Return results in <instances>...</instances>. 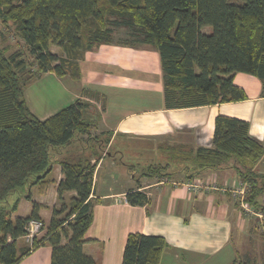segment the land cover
I'll use <instances>...</instances> for the list:
<instances>
[{"label": "trees", "instance_id": "trees-1", "mask_svg": "<svg viewBox=\"0 0 264 264\" xmlns=\"http://www.w3.org/2000/svg\"><path fill=\"white\" fill-rule=\"evenodd\" d=\"M0 24V264H17L44 243L51 246L50 264H100L82 249L96 201L90 197L95 168L90 156H98L89 151L74 158L63 150L75 142L83 150L90 145L103 150L109 138L90 134L95 122L89 112L95 107L85 98L38 118L27 104L24 87L42 74L79 80L86 50L109 42L146 45L159 54L167 108L246 98L233 82L236 72L256 76L264 96V0H0ZM6 32L18 38L12 51L3 43ZM120 32L124 34L114 38ZM167 150V160L147 163L136 174L137 186L126 191V202L150 204L151 198L138 189L140 177H171L183 171L189 178L230 167L248 185L244 200L264 212V173L254 168L264 143L250 133L247 120L218 114L211 146L171 145ZM123 162L136 173L134 164ZM56 163L63 175L57 198L62 203L66 192H75L70 207L61 217L65 205L53 206L46 232L34 237L32 245L18 248L16 241L28 222L41 219L42 204L31 200V188L44 192ZM23 197L31 201V210L12 217ZM255 221L264 238V218ZM167 246L161 235L130 232L121 264H159ZM262 255L261 262L235 259L231 264H264Z\"/></svg>", "mask_w": 264, "mask_h": 264}, {"label": "crops", "instance_id": "crops-1", "mask_svg": "<svg viewBox=\"0 0 264 264\" xmlns=\"http://www.w3.org/2000/svg\"><path fill=\"white\" fill-rule=\"evenodd\" d=\"M79 65V80L73 81L68 76L55 75V78L59 82L65 81L68 103L76 98H85L98 109L94 117L89 113L95 122L90 134L109 138L103 150L92 145L83 150L79 142L63 150L74 158L89 151L98 156L97 159L90 156L91 162L95 163L90 197L96 201L93 220L84 235L83 251L100 264H121L128 233L140 232L161 235L167 241L168 246L163 250L159 264H231L235 259L261 262L264 239L262 243L253 244L254 236L251 235L252 229L255 234L258 223L257 226L255 222L248 224L249 215L242 212L236 197L231 191L222 189L244 182L233 168L206 170L189 178L184 175L163 179L140 177L138 189L151 198L147 206L131 205L125 201L126 191L136 188L137 180L136 174L130 173L123 162L124 151L129 148L136 153L151 149L163 157L162 153L171 145L211 146L214 119L218 114L247 120L250 133L264 143L261 81L254 75L236 72L233 82L243 89L246 98L167 108L160 58L154 48L100 43L83 53ZM45 74L51 73L41 76ZM84 91L94 93L96 98L87 97ZM150 157L156 161L159 159ZM140 163L147 164L145 161ZM254 168L264 173V152ZM62 176L60 164L56 163L49 176L52 181L45 191L31 192V200L42 204L39 215L45 221L49 222L52 207L59 204L56 188ZM187 179L207 180L219 188L189 191L184 186ZM73 195L75 192L69 191L63 197L66 199ZM30 210L31 201L23 197L12 217L25 216ZM246 236L249 247L235 245L236 239ZM16 244L23 248L27 243L19 237ZM50 263L51 246L44 243L24 255L17 264Z\"/></svg>", "mask_w": 264, "mask_h": 264}, {"label": "rangeland", "instance_id": "rangeland-1", "mask_svg": "<svg viewBox=\"0 0 264 264\" xmlns=\"http://www.w3.org/2000/svg\"><path fill=\"white\" fill-rule=\"evenodd\" d=\"M0 28H1V24H0ZM123 34H124V32H122L120 34L118 33L116 36H114V38H119ZM3 43L5 45H8V51H12L16 47H18L17 46L18 38L14 33L6 32ZM51 50L58 53V54L61 53V51L55 46H52ZM64 83H65V81L59 82L55 78V75L51 73V74H47V75L45 74V75L39 77L38 79L32 81L31 83L27 84L24 87V96H25V99L27 101V104H28L30 110L38 118H40V119L46 118L50 114L54 113L56 110L60 109L61 106L63 107L65 104H67L69 102V101H67L68 100V94L64 90L66 88L64 86ZM71 83H72V85H76L75 82H71ZM67 84H68V82H66V86H67ZM97 110L98 109H94V108L91 109L89 112V113H91L90 115L94 117L93 114H97ZM85 137H86V135L83 136V138H85ZM124 152H125L124 157H123L124 160L129 161L131 164L135 165V166H133V169H135V172H136L135 174H139L140 170H142V167L146 165V164L144 165V163H140L141 161H145L147 163H150V162L155 163L156 162V160L151 159L150 156L156 157V158H162V160H167V157L165 156L164 153H162L163 157H159L160 154H154V152L151 151V149L150 150L147 149V151L143 150V153H136L132 148H129ZM148 152H150V153H148ZM135 157L137 158V160L135 159ZM168 171H173V170L168 169ZM175 171H177V170H175ZM172 175L181 176V175H184V172L180 171V172L173 173ZM164 177H166V175L162 176L159 179H163ZM37 190H38L37 186H34L31 188V192L33 194H37ZM70 199H71V196L67 197L66 199H64V202H62L63 205H65L66 209L64 210V213L61 214V217H63L65 215V213L68 211V209L70 207ZM62 203L59 202L57 207L61 206ZM247 219H248L247 220L248 224L251 223V225H252V222L253 223L255 222V224H256V221H255L256 217L254 215L249 216ZM41 220L43 221L44 225H43V228L40 231L39 235H42L46 232L47 223H48V221H45L43 218H41ZM259 225H258V227H260ZM256 226H257V224H256ZM258 227H257V230L255 231V234H254V230L253 229L251 230V232H253L251 235L254 236V241H255V243H253V244L261 242L264 239L262 237V235L259 234L261 230ZM39 235L37 237H39ZM18 242H21V240H19ZM247 242H248L247 236L245 238L239 237L238 239L235 240V245L239 246L241 244V245H245L244 248L247 246L249 247L250 242H249V244H247ZM262 254H264V251L262 252ZM243 256L244 255L242 254L241 258H243Z\"/></svg>", "mask_w": 264, "mask_h": 264}, {"label": "built area", "instance_id": "built-area-1", "mask_svg": "<svg viewBox=\"0 0 264 264\" xmlns=\"http://www.w3.org/2000/svg\"><path fill=\"white\" fill-rule=\"evenodd\" d=\"M172 184H177L175 182H172ZM184 186L189 191H199L202 189L206 190H213L218 189L219 187L214 183L207 180H195V179H187L184 182ZM248 188L247 183L240 182L232 187H222V189L229 190L231 193L236 197V199L239 200V207L241 208L242 212L245 215H254L258 219L264 218V212L260 210H254L245 200L244 196L246 193V190ZM43 221L41 219H31L26 227V233L22 235L21 237L25 240V242L28 245H32L34 237L38 236L40 231L43 228Z\"/></svg>", "mask_w": 264, "mask_h": 264}]
</instances>
